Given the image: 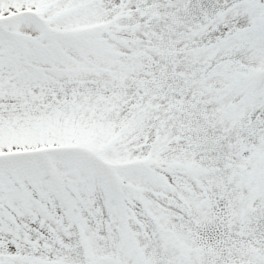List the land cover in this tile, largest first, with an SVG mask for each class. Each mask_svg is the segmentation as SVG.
<instances>
[{"label": "snow or ice", "instance_id": "1", "mask_svg": "<svg viewBox=\"0 0 264 264\" xmlns=\"http://www.w3.org/2000/svg\"><path fill=\"white\" fill-rule=\"evenodd\" d=\"M0 264H264V0H0Z\"/></svg>", "mask_w": 264, "mask_h": 264}]
</instances>
